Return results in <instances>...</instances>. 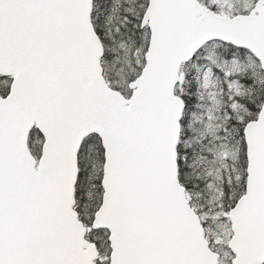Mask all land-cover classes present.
I'll list each match as a JSON object with an SVG mask.
<instances>
[{
	"label": "snow or ice",
	"instance_id": "1",
	"mask_svg": "<svg viewBox=\"0 0 264 264\" xmlns=\"http://www.w3.org/2000/svg\"><path fill=\"white\" fill-rule=\"evenodd\" d=\"M0 264H264V0H0Z\"/></svg>",
	"mask_w": 264,
	"mask_h": 264
}]
</instances>
